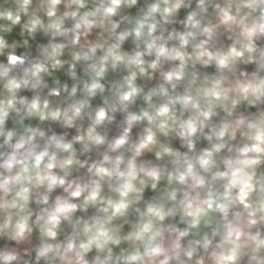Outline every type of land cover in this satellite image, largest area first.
<instances>
[{"label": "clouds", "instance_id": "clouds-1", "mask_svg": "<svg viewBox=\"0 0 264 264\" xmlns=\"http://www.w3.org/2000/svg\"><path fill=\"white\" fill-rule=\"evenodd\" d=\"M0 264H264V0H0Z\"/></svg>", "mask_w": 264, "mask_h": 264}]
</instances>
